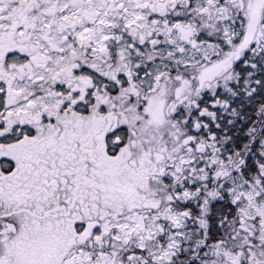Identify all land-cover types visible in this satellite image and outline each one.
I'll list each match as a JSON object with an SVG mask.
<instances>
[{
    "label": "snow or ice",
    "instance_id": "6c2138e0",
    "mask_svg": "<svg viewBox=\"0 0 264 264\" xmlns=\"http://www.w3.org/2000/svg\"><path fill=\"white\" fill-rule=\"evenodd\" d=\"M0 264H264V0H0Z\"/></svg>",
    "mask_w": 264,
    "mask_h": 264
}]
</instances>
